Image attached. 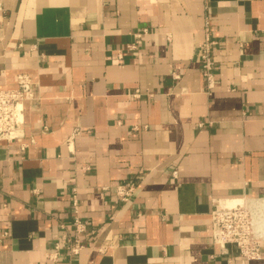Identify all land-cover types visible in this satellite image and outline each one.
<instances>
[{
	"label": "crops",
	"instance_id": "0c3cea01",
	"mask_svg": "<svg viewBox=\"0 0 264 264\" xmlns=\"http://www.w3.org/2000/svg\"><path fill=\"white\" fill-rule=\"evenodd\" d=\"M19 72L35 99L0 141V264H51L74 193L84 248L52 264H264V242L229 260L209 232L214 205L264 200V0H0V89Z\"/></svg>",
	"mask_w": 264,
	"mask_h": 264
},
{
	"label": "built area",
	"instance_id": "2783aa9c",
	"mask_svg": "<svg viewBox=\"0 0 264 264\" xmlns=\"http://www.w3.org/2000/svg\"><path fill=\"white\" fill-rule=\"evenodd\" d=\"M140 37V34L136 35ZM169 40V36L166 37ZM216 42L206 34L197 46L200 70L206 88L214 86V62L212 49ZM134 48L135 44L128 46ZM174 80L180 75L172 72ZM14 88L0 89V141L12 143L23 136L22 125L24 122V103L35 99L34 80L28 72H19L15 76ZM21 149L26 144L21 143ZM136 185L126 181L114 187L113 193L118 202L129 201L135 191ZM264 200L255 202L241 201L228 206L214 205L210 211V237L213 244L218 247L219 254L225 257H237L246 262L259 261L263 258L262 243L264 242V225L260 227L259 218L264 214ZM72 233L65 235L63 249L59 246L45 250L44 261L56 263L61 256L68 260L77 256L84 248L81 237L87 230L86 223L79 216L76 193L71 196ZM2 236H5L3 234Z\"/></svg>",
	"mask_w": 264,
	"mask_h": 264
},
{
	"label": "bare ground",
	"instance_id": "6f19581e",
	"mask_svg": "<svg viewBox=\"0 0 264 264\" xmlns=\"http://www.w3.org/2000/svg\"><path fill=\"white\" fill-rule=\"evenodd\" d=\"M238 202V201H237ZM232 204H234V203H232ZM231 203H230V205H232ZM226 206V205H225Z\"/></svg>",
	"mask_w": 264,
	"mask_h": 264
}]
</instances>
